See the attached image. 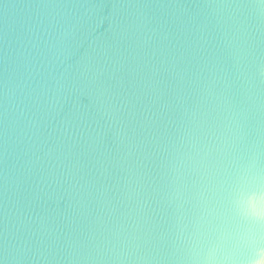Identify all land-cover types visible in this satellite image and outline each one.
I'll list each match as a JSON object with an SVG mask.
<instances>
[{"label":"water","instance_id":"95a60500","mask_svg":"<svg viewBox=\"0 0 264 264\" xmlns=\"http://www.w3.org/2000/svg\"><path fill=\"white\" fill-rule=\"evenodd\" d=\"M250 170L264 0H0V264H187Z\"/></svg>","mask_w":264,"mask_h":264},{"label":"clouds","instance_id":"9594fccd","mask_svg":"<svg viewBox=\"0 0 264 264\" xmlns=\"http://www.w3.org/2000/svg\"><path fill=\"white\" fill-rule=\"evenodd\" d=\"M229 208L244 230L236 228L216 235L209 226L190 235L187 264H240L235 251L238 244L249 246L243 264H264V177L259 171L250 170L231 190Z\"/></svg>","mask_w":264,"mask_h":264}]
</instances>
